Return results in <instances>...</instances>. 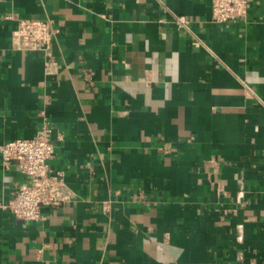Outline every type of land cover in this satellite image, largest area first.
<instances>
[{"label": "crops", "instance_id": "1", "mask_svg": "<svg viewBox=\"0 0 264 264\" xmlns=\"http://www.w3.org/2000/svg\"><path fill=\"white\" fill-rule=\"evenodd\" d=\"M45 122L66 198L0 208V264H264V0H0V145ZM27 180L0 158V202Z\"/></svg>", "mask_w": 264, "mask_h": 264}, {"label": "built area", "instance_id": "2", "mask_svg": "<svg viewBox=\"0 0 264 264\" xmlns=\"http://www.w3.org/2000/svg\"><path fill=\"white\" fill-rule=\"evenodd\" d=\"M247 10L248 0H211V16L216 23L243 19ZM178 20L186 23L185 17ZM56 32L47 20L23 18L17 21L11 42L19 49L47 50ZM52 136L53 129L45 122L33 137L12 139L0 145L2 163L16 162L20 173L28 179L10 200L0 202V208L18 219L39 221L43 219L41 207H55L66 198L61 175L48 164L54 155Z\"/></svg>", "mask_w": 264, "mask_h": 264}]
</instances>
